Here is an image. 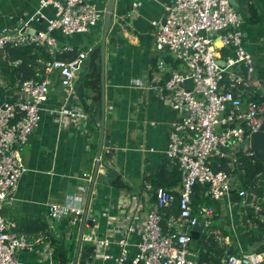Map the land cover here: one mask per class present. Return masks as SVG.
<instances>
[{"label":"built area","instance_id":"built-area-1","mask_svg":"<svg viewBox=\"0 0 264 264\" xmlns=\"http://www.w3.org/2000/svg\"><path fill=\"white\" fill-rule=\"evenodd\" d=\"M38 1L40 8L50 6L55 10L45 31L28 33V24L24 23V31L14 28L0 32V73L7 47L33 46L49 57L38 61L44 71L42 80L31 78L18 82L21 100L0 103V264H17L18 252L31 251L44 239L17 233L16 224L6 219L4 208L12 201L19 179L27 172L21 148L39 126L42 105L49 93L47 75L55 70L65 100H78L75 90L78 73L92 50L79 51L68 61L58 58L74 54V48L59 47L51 32L87 33L105 13L93 0ZM164 14V24L152 23L156 27L154 48L159 54L153 73L156 82H149L144 89L156 90L167 106L180 113V118L171 124L165 150V156L177 165L179 192L176 197L171 190L159 188L154 193V203L143 198L132 201L127 198L133 213L145 214L131 256L130 239L134 230L128 219L119 222L123 236L114 242L92 233L82 234L81 243L103 260L113 258L110 249L116 246L118 255L113 258L114 264H198L189 250L190 233L198 220L204 221V228L210 226L215 212L202 206L195 215L196 186H206L205 196L211 200L226 199L229 203L234 200L248 229L264 225V173L257 174L251 185L244 188L239 178L244 172L236 170L239 156L255 161L249 143L240 146L264 123V95L259 94L264 88V76L255 75L253 58L246 51L240 29V17L231 0H171L166 3ZM218 31L221 33L217 34ZM223 50L227 53L225 58L220 53ZM166 52L183 72L167 65ZM218 60L223 61V66ZM39 76L35 73V77ZM54 112L62 120L88 117L65 105ZM221 163L228 171L221 169ZM86 177L90 182L91 176ZM85 196L83 189L79 195L67 197L62 205L49 204V216L58 221L68 218L70 227L77 226L84 213ZM175 201L177 215L171 213ZM221 263L264 264V250L225 255Z\"/></svg>","mask_w":264,"mask_h":264},{"label":"crops","instance_id":"crops-1","mask_svg":"<svg viewBox=\"0 0 264 264\" xmlns=\"http://www.w3.org/2000/svg\"><path fill=\"white\" fill-rule=\"evenodd\" d=\"M170 1L115 0L113 25L105 39L103 71L99 59L90 72L87 68L79 71L75 86L78 100H65L60 77L55 70L47 75L49 93L42 105L39 126L21 148L27 172L19 179L12 201L4 208L6 219L16 224L17 233L32 239H44L31 251L18 252L17 264H65L61 262L62 247L70 250L71 259L67 262H72L81 222L75 227H67L49 216L48 205H62L67 197L79 195L85 189V209L90 184L86 175H92L99 145L100 129L94 116L95 104L100 100L102 78L104 101L109 103L105 113V133L109 134V148L115 151L108 163L118 172L116 181L121 186L117 187L116 181L112 186L105 183L94 185L86 217L91 225L86 224L83 233H92L114 242L123 236V232H119L122 229L119 222L128 219L134 230L130 239L131 256L135 252L133 245L138 241L145 214L133 213L127 198L131 201L143 198L154 203L152 184L161 171L163 175L158 180L163 183V189L171 190L178 196L180 180L171 186V176L176 171L178 173V168L165 156V150L171 124L180 118V113L167 106L156 90L144 89L149 82H156L153 73L159 54L154 48L156 27L152 23L162 22L164 7ZM133 3H137L136 7L132 6ZM93 4L105 11L107 0H93ZM232 5L241 20L240 29L246 51L253 58L255 75L261 78L264 76V0H234ZM54 13V8L50 6L40 8L38 0H0V32L17 28L20 22L27 23L28 30L45 31ZM37 17L39 20H36ZM102 28L103 19L87 33L64 35L60 30H54L51 36L59 47L74 48L73 55L61 56L70 60L79 51L99 46ZM38 51L32 78L42 80L44 71L38 61L48 60L49 57L42 50ZM220 53L223 58L227 56L224 50ZM164 55L170 68L183 72V68L167 52ZM8 64L13 67L19 62ZM37 72L39 77H35ZM167 77L163 76V79ZM18 82L11 84L7 76L0 73V103H14L22 99ZM259 94L264 95V88L259 90ZM63 105L87 114V119H59L54 111ZM205 192L206 188L198 193L199 203L193 208L194 213L196 215L199 207L207 205L215 215L210 226H203L200 239L201 236L206 239L213 237L223 250V257L229 248H232L233 255H240L256 252L264 245V237L255 232L258 229H248L244 225L234 200L231 203L226 199L214 201L206 197ZM174 205L176 212L172 210ZM171 213L178 214L176 201ZM166 219L162 224L164 230L167 229ZM81 245L89 248L83 242ZM110 250L113 258L118 255L116 246L113 245ZM199 251L206 253V248H199L198 245L195 252L191 251L193 259L198 264H208L199 262ZM113 258L103 260L92 250L91 263L85 261L82 264H114Z\"/></svg>","mask_w":264,"mask_h":264},{"label":"water","instance_id":"water-1","mask_svg":"<svg viewBox=\"0 0 264 264\" xmlns=\"http://www.w3.org/2000/svg\"><path fill=\"white\" fill-rule=\"evenodd\" d=\"M114 2L115 0H107V5L103 17V28H102V35L99 46L93 48L86 60L83 61V63L80 66V70H85L87 68V71L90 72L92 67L95 64V61L97 59L100 60L102 65V71H103V63H104V57H105V39L107 36L108 31L111 29L113 25V11H114ZM234 3V0H231V4ZM165 22V16L162 19L161 24H164ZM25 22H20V24L17 26V29H21V31H24L25 28H22ZM28 33H32L33 30H27ZM221 33V31H218L217 34ZM218 63L220 66H223V61H219ZM101 92H100V100L96 102V113L94 116V120L99 126L100 134H99V145L97 149L96 154V160L94 162L93 171L90 179L89 184V190L87 194L86 199V205L84 209V213L82 216L81 221V228L79 230L78 239L76 243V249L73 253L72 262H66L65 264H82L85 261L88 263H91L92 261V249L91 248H84L81 245V239L82 234L84 232L85 225H91V222L86 220L87 213H88V207L90 203V198L92 195V190L95 184L100 185L101 183H105L108 186H112L113 182L116 181L119 177L118 172L113 169L110 164L108 163V160L112 159L114 156L115 151L111 148H109V134L106 135L105 133V113H106V106H109V103L107 104L104 99V84H103V78L101 80ZM249 143L251 150L253 151L255 158L258 159L260 162L264 163V123L261 127V129L254 133L249 140H246L240 148H242L245 144ZM103 148H107V150H103ZM204 226V222L198 220L196 225L193 227L192 232L190 233L191 241L189 242V250L195 252L197 250V246L200 239V232L202 231ZM232 248H229L226 255L232 254Z\"/></svg>","mask_w":264,"mask_h":264},{"label":"trees","instance_id":"trees-1","mask_svg":"<svg viewBox=\"0 0 264 264\" xmlns=\"http://www.w3.org/2000/svg\"><path fill=\"white\" fill-rule=\"evenodd\" d=\"M38 48L33 46H22V47H7L5 49V57L1 61V73L4 76H7L11 84H14L16 81H24L31 79L34 75V62L37 60L38 57ZM73 55V54H72ZM71 55V56H72ZM58 58L61 56H57ZM64 59V58H63ZM71 59V58H70ZM68 60V59H66ZM19 62L16 66H10L8 62ZM256 98V97H255ZM221 169L228 171L226 166L221 163ZM239 173L240 170L244 172L243 176L239 174V178L241 180V184L244 188H248L252 181L255 179V176L261 172L264 173V163L260 162L258 159H255L254 162L248 157L239 156L238 165L236 169ZM177 172V171H176ZM174 173L171 176V180L173 184H176L179 180L178 173ZM163 172L161 171L155 178L153 182V194L159 188H164L163 183H160L158 178H161ZM115 185L120 187V182L116 181ZM207 190L206 186H196L194 188V196H193V208L199 203L198 193L201 190ZM196 191V192H195ZM154 199V198H153ZM176 205L173 206V212H176ZM207 206V205H205ZM210 207V206H207ZM60 222L64 223L67 227L69 226V219H62ZM253 229V228H252ZM255 232L259 233L261 236L264 237V225H257ZM199 248L205 247L206 253H202L199 251L198 260L200 263H208V264H221V259L223 258V250H221L213 237L206 239L204 236H201L199 241ZM61 253V262H67L71 259L70 250L66 249V247H62ZM264 250V245L257 250L256 252Z\"/></svg>","mask_w":264,"mask_h":264},{"label":"rangeland","instance_id":"rangeland-1","mask_svg":"<svg viewBox=\"0 0 264 264\" xmlns=\"http://www.w3.org/2000/svg\"><path fill=\"white\" fill-rule=\"evenodd\" d=\"M216 211V210H215Z\"/></svg>","mask_w":264,"mask_h":264}]
</instances>
